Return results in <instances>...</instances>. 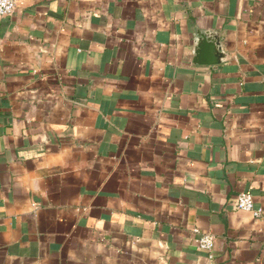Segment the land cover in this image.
Listing matches in <instances>:
<instances>
[{"label":"crops","instance_id":"crops-1","mask_svg":"<svg viewBox=\"0 0 264 264\" xmlns=\"http://www.w3.org/2000/svg\"><path fill=\"white\" fill-rule=\"evenodd\" d=\"M199 32L228 59L194 62ZM241 192L264 210V0L0 17V264H264Z\"/></svg>","mask_w":264,"mask_h":264},{"label":"built area","instance_id":"built-area-1","mask_svg":"<svg viewBox=\"0 0 264 264\" xmlns=\"http://www.w3.org/2000/svg\"><path fill=\"white\" fill-rule=\"evenodd\" d=\"M19 0H0V17L12 15L18 5ZM235 208L238 210L251 212L255 217H262L264 215L263 208L255 206L254 196L250 192L239 193L234 201ZM197 233L196 243L198 248L212 252L215 245V236L210 232H200L194 228Z\"/></svg>","mask_w":264,"mask_h":264},{"label":"water","instance_id":"water-1","mask_svg":"<svg viewBox=\"0 0 264 264\" xmlns=\"http://www.w3.org/2000/svg\"><path fill=\"white\" fill-rule=\"evenodd\" d=\"M194 62L199 64H218L228 59L223 51L221 39L210 32H199L195 41Z\"/></svg>","mask_w":264,"mask_h":264}]
</instances>
